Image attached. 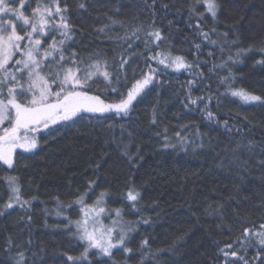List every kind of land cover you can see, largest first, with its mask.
Here are the masks:
<instances>
[{
    "label": "trees",
    "instance_id": "trees-1",
    "mask_svg": "<svg viewBox=\"0 0 264 264\" xmlns=\"http://www.w3.org/2000/svg\"><path fill=\"white\" fill-rule=\"evenodd\" d=\"M75 9L76 0H68ZM189 0H157V24L163 26L168 20H173L175 27L183 29L180 33H173L172 43L175 45L173 55H184L188 61H193L196 56L191 45L181 43L184 36L193 37V33L186 27L187 12L180 17L173 13L177 9H185ZM222 11L218 16V23L211 17L206 18L208 30L217 27L219 32H228V41L237 40L232 47L225 48V56L233 54L238 49L255 46V51L246 53L238 58L242 63L230 64L232 72L237 77V87L253 91L257 95H264V67L253 64L258 59H264L259 49L264 47V3L262 0H218ZM18 3V0H17ZM36 0H31L24 8L25 13H30L35 7ZM151 4L152 0H148ZM160 3L174 4L169 13L160 9ZM117 6V0H90L88 12L81 14L73 11L74 26L83 30L77 32L76 39L81 46L76 50L81 54L96 48L106 50L109 58L119 55V46L104 40V37L94 33L93 28L99 26L104 14L112 15L111 9ZM121 19H131L143 7L138 0H121ZM198 11H204L199 8ZM148 10L139 13L141 20H146ZM101 17L100 20L96 17ZM192 24L196 21L192 20ZM236 24L234 29L225 25ZM165 35L168 29L163 28ZM123 34L116 28L112 34ZM213 39L217 37L213 36ZM49 37V41H50ZM104 41V42H102ZM48 41L45 43L47 44ZM200 41L197 40V43ZM75 48V45H72ZM126 47V45H125ZM71 50V49H70ZM132 52L143 51V44L138 43L131 49ZM156 50H153V54ZM213 52V56L207 55ZM147 55V53H145ZM201 64L199 71L204 73L206 79L198 82L193 89L194 96L214 93L219 96L217 102H211V110L216 113L222 124L225 120L229 124L242 126L247 133L248 140L264 143V107L245 105L239 98L224 95L226 88L219 83V76H226L227 70L211 73L209 69L213 64L221 61L219 47L205 46L199 56ZM144 68L141 58L131 62L128 67L129 87L132 80V68ZM153 67L156 65L153 64ZM146 70V69H145ZM140 76L137 75L136 79ZM192 79L186 72L172 73L157 77V83L150 86L146 93L134 103L130 118L121 120L112 117L104 124L88 123L80 120L71 126L52 125L48 130L38 135V148L31 153L17 150L14 154L15 167L13 170L0 165V178L19 176L24 199L32 200L27 210L18 206L4 210L3 205L8 202L9 193L6 183L0 180V264H12L10 256L18 250H25L28 264H68L64 253L78 255L83 251V242L76 239L72 233L64 229L67 223L65 216L75 220L80 217L79 207L73 206L65 212V216L55 215L56 204L51 197L58 195L65 203L77 196V190L83 193L89 180L98 179L94 189L86 197V204H94L102 191L111 193L105 197L107 209L123 208V219L136 221L140 215L150 218V223L140 224L132 233L127 247L138 249L145 238L148 239L150 248H172L159 257L165 264H223L222 258H217L218 247L231 243L240 235L245 227L258 226L264 223V166L257 164L264 159V154L249 156L247 152L240 153L241 161H248L247 171L229 163L230 154L221 151L226 146L235 147L234 141L240 137L225 131L216 121H207L199 110L185 109L181 103L186 87L184 82ZM159 81H164L161 85ZM103 82L98 81L90 95H100L96 87L103 88ZM102 99L105 97L102 95ZM114 97L109 96L108 102ZM158 105V117L155 126L152 125V109ZM204 105L193 106L194 109ZM247 117V121L243 118ZM108 123L116 127L109 130ZM125 124L121 132L119 125ZM190 125L187 132L181 128ZM7 126V125H5ZM167 129V136L176 144L175 149L163 148V134ZM199 130L204 134L203 147L191 144L181 146L178 144L175 133L181 131L195 139L196 145L201 140L191 134ZM128 133H132L131 136ZM161 133L158 138L155 134ZM129 145V155L134 157L129 163L123 156V145ZM223 159L225 167H216ZM100 167L97 169L96 165ZM134 181L142 192V213H134L125 204L120 193L126 191L128 181ZM208 204H224L223 220L216 215H206L205 208ZM48 211L45 213L44 209ZM234 212L247 218L248 222L238 224ZM31 216V223L25 222ZM232 230H228V226ZM20 249L13 248L7 252L8 238ZM31 240V245L27 244ZM256 249L250 248L247 256L254 257ZM89 261L91 264H125V256L121 251L113 250L111 258L98 254L97 250H90ZM140 255L134 254L127 258L126 264H138ZM146 264H152L151 258Z\"/></svg>",
    "mask_w": 264,
    "mask_h": 264
},
{
    "label": "snow or ice",
    "instance_id": "snow-or-ice-1",
    "mask_svg": "<svg viewBox=\"0 0 264 264\" xmlns=\"http://www.w3.org/2000/svg\"><path fill=\"white\" fill-rule=\"evenodd\" d=\"M89 2L90 0H76V7L73 9L68 0H36L35 7L26 14L24 8L31 0H18V3L17 0H0V165L13 170L15 150L19 148L26 153L33 152L38 147V135L48 130L50 125L71 126L80 120L104 124L112 117L121 120L130 118L134 103L150 86L158 82L157 77L182 72L192 77L184 82L186 91L181 101L183 107L199 110L207 121H216L225 131L240 137L234 141L235 147L226 146L221 150L230 154L229 163L247 171L248 161H241L240 153L247 152L249 156L264 154V143L252 140L245 142L247 133L242 126L229 124L227 120L220 124L216 113L210 107L213 100L219 107L218 95L214 93L193 95V89L198 86V82L206 79L204 73L198 70L202 63L207 64V61L199 59L202 49L205 46L219 47L221 61L219 64H213L209 72L227 70L226 76L218 77L219 83L226 88L224 95L239 98L245 105L264 107V95L237 87L235 81L243 77H237L229 67L230 64L242 63L238 58L255 51V46L249 45L248 48L238 49L234 53L237 59H234L233 54H227L225 59L223 58L225 48L234 46L238 41H228L229 33L219 32L217 27L205 30L207 17L218 23V16L222 11V5L218 0H189L185 9H177L173 13L180 17L184 11L187 12L186 27L192 31L193 37L184 36L181 43L191 45L189 50H194L196 56L193 61H188L184 55H173L175 45L172 43V34L180 33L183 29L175 27L176 22L173 20H168L166 25L158 26L155 10L157 0H152L151 4L148 0H138L143 7L137 15L127 20L119 18L121 0H117V6L111 9L113 14L105 13L103 20L106 22L93 28L98 36L119 46L118 58L115 56L109 58L106 50L102 48L81 54L76 50L81 46L76 34L78 31L83 34V30L74 26L72 13L75 11L81 14L78 18L82 19V14L88 12ZM172 7L174 4L160 3L161 11L166 14ZM199 8H203L204 11H198ZM145 9L148 10V18L141 20L139 13ZM96 19L100 20L101 17L97 16ZM192 20L196 23L192 24ZM164 27L168 29L167 35L163 31ZM225 27L234 29L236 24ZM116 28L121 29L123 34H112ZM213 36L217 39H213ZM197 40L200 42L197 43ZM138 43L143 44V51L132 52L131 49ZM72 45L76 47L73 48ZM154 49L156 51L153 54ZM259 51L264 56V47ZM207 55L213 56L214 53L208 52ZM138 57L142 59L144 68H140L139 65L132 68L134 82L129 87L127 69ZM153 64L156 66L153 67ZM256 66L264 67V59L256 60L253 67ZM137 75L140 76L139 79H136ZM98 81H102L104 85L103 88H95L100 95H90ZM159 83L162 85L164 81ZM102 95L104 99L101 98ZM109 96L114 97L112 102H108ZM200 104L204 106L193 108ZM158 111V105H154L151 119L153 126L157 123ZM243 119L247 121V117ZM115 127L113 123H108L109 130ZM125 127V124L119 125L122 133ZM189 127L191 126H181L184 132H187ZM166 133L167 129L163 134V148L175 149L176 144L171 142ZM128 135L131 136L132 133ZM155 135L159 138L162 134ZM191 136L200 139L201 144L196 145L195 139L182 135L181 131L175 133L179 145L191 144L202 148L204 134L197 129ZM128 147L127 144L123 145L121 154L131 163L134 157L129 155ZM257 164L264 166V159L258 160ZM96 167L98 169L100 165L97 164ZM216 167L219 169L225 167L223 159ZM98 179L89 180L85 191L80 193L77 190L76 198L67 203L58 195L51 197L56 204L57 217L65 216V212L73 206L79 207L78 219L73 220L65 216L67 223L64 229L83 242L84 247L83 251L75 256L64 253L68 264H91L88 258L92 249L109 258L112 257L114 249L121 251L125 256V264L129 256L137 253L140 255L138 264H146L148 258H151L152 264H165L159 257L171 252V247L152 250L147 238L141 241L136 250L127 247L136 227L141 223L149 224L150 218L140 215L136 221H126L123 219V208L109 210L101 207L106 203L105 197L111 196L108 191L100 192L93 205L86 204V197L94 189ZM0 180L6 183L9 193L8 202L3 205L4 210L11 209L14 205L27 210L32 200L37 199L23 198L19 176H7ZM120 197L134 213L138 215L142 213L144 207L141 205L142 192L134 181L127 182L126 191L121 192ZM44 211L47 213L48 209L45 208ZM223 212L224 204H208L205 208L206 215H216L221 220ZM101 215L110 219V227L102 224ZM234 216L238 224L248 222L247 218L241 217L239 213L234 212ZM25 222L30 224L31 216H28ZM228 230H232L231 225L228 226ZM31 243L29 239L27 244ZM215 243L218 247L216 257L222 258L223 264H264V223L243 228L240 235L222 247L219 246V241ZM14 247L20 249L21 246L14 244L9 237L5 251L12 252ZM250 248L256 249L255 256L251 258L247 256ZM10 260L12 264H28L25 250L16 251L10 256ZM113 264L116 262L113 261Z\"/></svg>",
    "mask_w": 264,
    "mask_h": 264
},
{
    "label": "rangeland",
    "instance_id": "rangeland-1",
    "mask_svg": "<svg viewBox=\"0 0 264 264\" xmlns=\"http://www.w3.org/2000/svg\"><path fill=\"white\" fill-rule=\"evenodd\" d=\"M50 126H52V125H50ZM39 144V143H38ZM38 148V147H37ZM17 150H22V149H19V148H17L16 150H15V152L17 151ZM36 150V149H35ZM15 152H14V154H15ZM13 158H14V155H13ZM91 205H93V204H91ZM101 207H105L106 209H107V207H106V203H104L103 205H101ZM100 221L102 222V224L103 225H105V226H111V221H110V219L109 218H107L106 216H104V215H101V217H100Z\"/></svg>",
    "mask_w": 264,
    "mask_h": 264
}]
</instances>
